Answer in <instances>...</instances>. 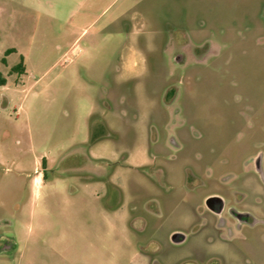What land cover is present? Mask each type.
Masks as SVG:
<instances>
[{"label": "rangeland", "instance_id": "374dc122", "mask_svg": "<svg viewBox=\"0 0 264 264\" xmlns=\"http://www.w3.org/2000/svg\"><path fill=\"white\" fill-rule=\"evenodd\" d=\"M0 78V264H264V0H0Z\"/></svg>", "mask_w": 264, "mask_h": 264}, {"label": "flooded vegetation", "instance_id": "af4514ba", "mask_svg": "<svg viewBox=\"0 0 264 264\" xmlns=\"http://www.w3.org/2000/svg\"><path fill=\"white\" fill-rule=\"evenodd\" d=\"M259 177L262 181H264V175H262V172H259ZM203 208L208 214L215 218V222H219V226H222L225 224V222H230V219H238L239 222H245L247 224H254L255 222H259L258 219L255 218V214H253L251 211H248L250 213H238L235 212L230 206L231 200L227 201V199L218 193H212L207 196H205L203 199ZM229 215V218H225L227 214ZM236 217V218H235ZM171 236L172 239H171ZM170 236L171 242L174 244H180L185 240V236L180 233H172ZM181 240V241H180Z\"/></svg>", "mask_w": 264, "mask_h": 264}, {"label": "trees", "instance_id": "16d2710c", "mask_svg": "<svg viewBox=\"0 0 264 264\" xmlns=\"http://www.w3.org/2000/svg\"><path fill=\"white\" fill-rule=\"evenodd\" d=\"M12 51H13L12 49H8V50H6L5 53L8 54V53H10ZM11 71H13V72H19L20 74H22L24 72V66L22 64V58H21V61L18 64L14 65L11 68ZM0 84L1 85L4 84V80L2 78H0ZM42 161H45V160H42Z\"/></svg>", "mask_w": 264, "mask_h": 264}, {"label": "water", "instance_id": "95a60500", "mask_svg": "<svg viewBox=\"0 0 264 264\" xmlns=\"http://www.w3.org/2000/svg\"><path fill=\"white\" fill-rule=\"evenodd\" d=\"M178 59H179V58H178ZM178 59H177V60H178ZM255 168H256L257 171L261 172L260 163L257 162V163L255 164ZM172 237H173V236H171V239H172ZM180 241H181V240H180Z\"/></svg>", "mask_w": 264, "mask_h": 264}, {"label": "crops", "instance_id": "0c3cea01", "mask_svg": "<svg viewBox=\"0 0 264 264\" xmlns=\"http://www.w3.org/2000/svg\"><path fill=\"white\" fill-rule=\"evenodd\" d=\"M90 156L88 157V156H85L84 158H85V160L87 161V163H88V161L90 160V158H94V156H92L91 154H89ZM86 163V164H87Z\"/></svg>", "mask_w": 264, "mask_h": 264}]
</instances>
